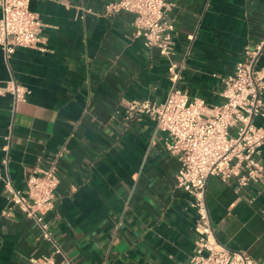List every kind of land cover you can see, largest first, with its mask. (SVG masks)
<instances>
[{"label": "crops", "instance_id": "0c3cea01", "mask_svg": "<svg viewBox=\"0 0 264 264\" xmlns=\"http://www.w3.org/2000/svg\"><path fill=\"white\" fill-rule=\"evenodd\" d=\"M112 1L30 2L43 24L40 43L8 58L0 50V83L13 77L30 91L15 105L10 95L0 97V168L21 190L36 166L65 149L47 220L73 264H187L196 213L176 186L178 161L154 121L126 118L131 101L165 100L168 61L133 37L132 14L103 16ZM166 2L178 86L190 98L219 104L222 79L245 48L263 39L264 0ZM257 69L264 73V51ZM6 144L7 169L1 163ZM205 202L217 241L264 264V189H239L235 180L211 176ZM52 252L36 224L9 208L1 181L0 264H33Z\"/></svg>", "mask_w": 264, "mask_h": 264}, {"label": "built area", "instance_id": "2783aa9c", "mask_svg": "<svg viewBox=\"0 0 264 264\" xmlns=\"http://www.w3.org/2000/svg\"><path fill=\"white\" fill-rule=\"evenodd\" d=\"M33 0H0V50L8 58L17 48H36L43 24L30 8ZM53 1V0H48ZM166 0H114L104 5L102 14L110 17L125 12L133 15V37L145 48L156 49L167 59L170 88L163 102L134 100L126 105V118L148 117L158 132L165 135L166 152L178 161L176 186L192 199L196 213L195 247L187 264H258L246 252L232 251L221 245L211 224L205 202V187L211 176L222 181L235 180L239 189L251 186L264 189V73L257 62L264 51L263 39L245 48L232 74L222 79V102L208 105L178 86L177 64L172 37L175 25L167 16ZM30 91L13 77L0 83V97L10 95L13 105L24 102ZM9 145L2 146V166L7 169ZM65 149L60 148L45 166H36L24 179V188L14 187L0 168L10 209L32 220L41 238L53 247L49 256L33 264H73L64 256L53 237L47 216L56 206L60 178L56 164ZM55 256L62 258L57 263Z\"/></svg>", "mask_w": 264, "mask_h": 264}]
</instances>
